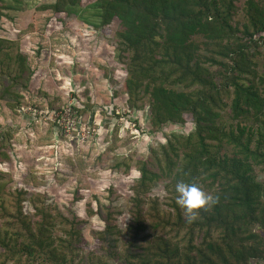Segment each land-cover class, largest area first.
<instances>
[{
  "label": "trees",
  "instance_id": "16d2710c",
  "mask_svg": "<svg viewBox=\"0 0 264 264\" xmlns=\"http://www.w3.org/2000/svg\"><path fill=\"white\" fill-rule=\"evenodd\" d=\"M14 2L20 10L24 0ZM43 9L97 29L118 19L130 99L150 108L155 131L189 116L195 130L137 162L123 236L112 207L91 211L105 227L94 228L99 244L88 254L76 213L41 192L28 199L17 190L7 203L12 178L0 170V264H264V0H56ZM33 75L19 41L0 37V101L12 110L23 104ZM11 140L0 129V165L12 161ZM179 181L198 183L218 203L187 223ZM157 183L164 201L151 194Z\"/></svg>",
  "mask_w": 264,
  "mask_h": 264
},
{
  "label": "rangeland",
  "instance_id": "374dc122",
  "mask_svg": "<svg viewBox=\"0 0 264 264\" xmlns=\"http://www.w3.org/2000/svg\"><path fill=\"white\" fill-rule=\"evenodd\" d=\"M55 1L24 0L19 10L10 8L19 6L14 0H0L1 13L14 19L0 16V37L19 41L34 74L23 104L12 110L0 101V129L11 131L13 147L12 161L0 170L12 178L7 203L17 190L28 199L41 192L48 204L76 213L88 254L99 244L94 228L105 227L91 211L112 207L123 236L131 222V188L140 176L137 162L169 136L191 134L195 125L189 116L184 126L155 131L150 108L133 102L126 90L129 55L118 54L120 21L97 29L75 15L43 9ZM164 186L155 184L152 196L164 201ZM30 203L25 210L32 215ZM151 207L145 204L149 226L155 223Z\"/></svg>",
  "mask_w": 264,
  "mask_h": 264
},
{
  "label": "clouds",
  "instance_id": "9594fccd",
  "mask_svg": "<svg viewBox=\"0 0 264 264\" xmlns=\"http://www.w3.org/2000/svg\"><path fill=\"white\" fill-rule=\"evenodd\" d=\"M176 203L183 210L187 223L195 222L201 210L208 211L218 203L219 197L205 192L196 182L179 181L175 185Z\"/></svg>",
  "mask_w": 264,
  "mask_h": 264
}]
</instances>
